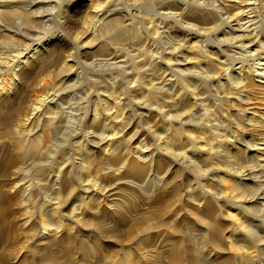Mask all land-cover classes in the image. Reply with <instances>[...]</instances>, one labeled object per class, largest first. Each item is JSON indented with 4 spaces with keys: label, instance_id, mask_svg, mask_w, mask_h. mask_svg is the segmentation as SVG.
<instances>
[{
    "label": "bare ground",
    "instance_id": "bare-ground-1",
    "mask_svg": "<svg viewBox=\"0 0 264 264\" xmlns=\"http://www.w3.org/2000/svg\"><path fill=\"white\" fill-rule=\"evenodd\" d=\"M49 1L28 0L25 8L0 10V19L16 29L31 28L35 25L32 10L39 9L36 14L44 19L47 13L42 9ZM107 1L94 5L80 38L92 36L86 54L99 55L98 63L93 62L96 65L126 68L128 62L112 48L117 45L108 41L125 36L126 31H121L125 27L118 15L111 14L114 8L109 9ZM183 1L189 4L179 0L171 4H180L177 15L187 23L178 31L183 44L165 51L167 55L138 61V71L145 76L140 80L116 85L95 80L93 91L87 87L95 98L87 133L76 132L77 126H62L59 120L54 126L49 121L48 126L49 118L40 115L36 121L42 125L34 126L40 130L17 140L20 152L8 155L1 177L16 173L18 177L24 171L22 166L49 158L54 146L41 150L59 131L73 139L62 146L57 157L61 165L49 171L52 185L39 184L48 194L40 193L39 186L32 189L27 185L23 186L24 196L19 197L18 183L7 184L10 194L7 190L0 194V264H102L106 257L109 264H264V0ZM6 3L0 0V7ZM233 3L240 8L234 14L229 10ZM66 13L68 9L64 16ZM43 37L29 42L26 53L8 58L15 72L10 87L0 93V125L15 117L20 126L30 125L39 111L47 114L54 106L66 109L60 104L64 89L47 96L45 110L41 101L28 113L22 107L26 86L35 75L61 63L58 71L64 78L72 75L67 69L74 61L70 47L65 41L52 44L57 36ZM186 42L196 44H189L190 56L194 55L174 56ZM5 68L1 62L0 87L6 80ZM211 82L215 93L221 94L225 88V101L230 103L224 106V101L216 104L219 100H211L215 112L214 108L207 110L205 102ZM118 92L125 95L119 101ZM159 103L166 116H160L158 130L139 129L129 109L156 118ZM109 106L116 107V112L106 113ZM118 109L122 118L115 121ZM228 109L239 125L229 136L223 133V125L213 121L218 117L223 122ZM10 128L4 127L6 134ZM67 157L73 160L65 161ZM82 161L90 166H82ZM89 168L101 177L117 175L118 183L106 185L105 178H89ZM151 186L156 190L152 197L142 199L138 193ZM31 198L41 202L34 215L22 210L29 243L19 240L16 206L31 203ZM66 208L71 212L64 211ZM107 221L127 225L118 230L117 224L111 225L109 233H118L111 245H105L109 240L101 237Z\"/></svg>",
    "mask_w": 264,
    "mask_h": 264
},
{
    "label": "rangeland",
    "instance_id": "rangeland-1",
    "mask_svg": "<svg viewBox=\"0 0 264 264\" xmlns=\"http://www.w3.org/2000/svg\"><path fill=\"white\" fill-rule=\"evenodd\" d=\"M27 1L28 0L26 1L25 0H8V1L6 0L8 4L6 3L4 6L0 7V10L15 9V8L18 9L21 7L25 8L24 4H26ZM50 1H49V5H47L45 8L42 9L44 12L46 11L47 13L44 19H40L37 16L36 11L39 9L32 10L33 15H31L32 17L31 19L34 21L35 25H33V27L31 28L30 27L29 28L20 27L16 29L13 26H11V24L8 21H4L0 19V63L4 62L6 64V68H5L6 71H4L3 73L6 80L2 82L3 84L0 87V93L6 87L10 85L11 80L12 81L14 80V72H15V70L13 69L14 64L11 63L12 59L9 61V59L12 57L11 55L17 54V53H26L27 52L26 47L31 43V41L42 39L43 36H44L43 38L46 39L49 36L54 35V36H57L59 39L53 40L52 44L54 42L56 43V42L65 41L64 44L65 45L67 44L66 46L68 48L70 47L69 52L72 53L74 57L73 58L74 61L73 62L70 61L71 63L69 62L71 67L70 68L67 67V69L69 73H72V75L70 76L69 79H65L63 76L64 74L58 71V68L59 66L62 65V63L61 65L60 64L57 65V67L54 66L53 68H49L48 70H45V71L43 70L44 72L42 73L40 72L41 74L39 75H35L33 79L26 86V96L22 101L23 102L22 107H25V110L28 113L31 107L35 106L38 101L39 102L41 101L43 104L42 109H44L46 108L45 106L48 104L47 99H46L47 96L51 92H54L59 89H64L66 94L64 95L65 97L63 98L64 101L63 100L60 101V104L61 106L63 105L66 109H59V108H55L54 106V108H52L51 111L47 114L46 113L40 114L39 113L40 111H39L34 116V119H33L34 124L32 122L30 125H26V124L23 125L21 123V126H20L17 117H15L14 121L8 120L6 125H4L5 123L1 124L0 125V173L3 171V165L7 162V160L10 159V156L8 157V155L11 154V156H15L20 152L17 148V140L20 137L21 139H27L29 135L34 136L35 135L34 133L40 130L34 127L40 124L39 121H36L38 120V117L40 115H46L47 118H49L48 122L46 123L48 124V126L52 124L54 126L55 121L59 120L61 121L62 126L72 125L73 127L71 128H76L77 126L78 128L74 130H76V132L78 133L85 134L88 132V129H86V126H88V121H89L88 116H89L90 110L94 106L93 101L95 99V98H92L91 95H89L90 89L87 88L88 86L91 87L92 88L91 91H93L96 86L95 80L101 81L102 83L106 81L114 85L122 81H125V80L126 81H132L133 79H134L133 81L140 80L142 77L144 78L145 76H143V74H141L138 71L139 70L137 66V64L139 63L138 61L142 60L143 58L147 56L150 57L151 55H155V54L156 55L158 54V56L167 55L165 53L169 50H172L171 48L179 47L178 45L184 43L183 41L180 40L182 39V37L178 36L179 35L178 31L184 28L183 25L185 26L187 23L185 22V20L183 21V18L181 20L180 19L181 17H178L180 16L179 14L177 15L180 4H178V6L171 5V4H174L173 0H108L107 3L109 6V9H111V5H112V8H114V11L111 12V14L114 13L113 14L114 16L118 15L117 17H120L122 19L123 21L122 23L125 28H123L121 31L122 32L126 31L125 36L123 35V37H120L114 40L108 39V41L117 45L115 47H112L113 50L120 53L125 58V60L128 62V64L126 68L119 67L117 69H115L114 66H109L110 67L109 68L107 67L108 65H102V64L96 65L93 62L98 63L96 60L99 58V55L86 54L87 50H89L88 49L89 44L92 43L94 40L92 39V36H89V35L84 38H80V33L82 30V25L84 24L86 17L90 15V11L94 8L95 4L96 5L99 4L102 0H50ZM179 1L180 3L189 4V1H186V2L183 0H179ZM233 4L231 5L232 7L230 6V9H229L232 14H234V12L237 13L236 10L240 11L239 4L238 5L237 4L233 5ZM184 6L185 5H183L182 8H184ZM64 9L65 10L68 9V14L67 13L66 14L70 16L69 18L65 17L67 15L64 16V13H65ZM173 14H175L176 16L173 17ZM35 19H37L39 23L37 20L35 21ZM6 28L8 31H6ZM24 32H25V36H23ZM193 41L195 42V40ZM193 41H190V42H193ZM190 42H186L185 46L180 47V50H178V52H176L177 54L174 56H183V57L186 56L187 58H190L191 56H193L194 54H191L190 56L189 47L190 45L194 43H190ZM86 43H87V46H86ZM195 45L196 44H194V46ZM258 61L259 60H256L255 63L258 64ZM10 64H12L13 66H11ZM187 69H190V67H188ZM132 76L133 77L135 76V78H133ZM256 80H260V79L256 78ZM131 85L132 83L127 84V86H131ZM142 85L145 86V84H142ZM208 86H210V92L212 94L211 93L206 94V97L208 99L206 98L205 102L207 105H209V106H206L207 110L212 111L213 108L214 109L212 112H215L216 110V107L212 106L211 100L213 102L219 100V102H215L216 104H220L222 101H224L225 103L224 106L230 105V103L225 101L226 93L224 92V89H225L224 87L222 88L223 90L221 89L222 91L221 94H219V93L214 92L213 82H211V84L209 83ZM117 96L118 97L116 100L119 101V99L125 95L119 94L118 92ZM209 102L211 104H209ZM224 103L222 102L221 104H224ZM160 106L162 105L159 103L158 108L156 109H157V112L160 114L158 117L156 116V118L154 116L146 117V112L144 113L143 110L135 111L133 107H131L129 111L131 112L130 114L133 115V121L137 124V126H139V129H145L147 132L152 133L153 130H156V129L158 130L157 126H159L160 120H163L160 116H166L165 115L166 113L163 112L164 109H160L159 108ZM109 108L111 109L109 110ZM108 110L109 111H105L108 114L113 112V110H115L116 112V107L113 108L109 106ZM117 111H119V109ZM229 111L230 109L227 110L228 112L227 114L226 113L224 114L223 122L221 120L222 123L217 120L218 117L216 118V121L213 120L214 123L219 124L218 126L223 125V128H224L223 133L224 132L225 134L228 133L227 134L228 136L232 135V131H234L232 129H235L234 126H239L237 124V121L233 117L230 116ZM6 114H12V112L9 113L7 111ZM117 116L118 117L114 119L115 121H118L119 119L122 118V111H119ZM123 119L126 120L127 123L129 122L127 118L126 119L123 118ZM49 121L51 122V124ZM224 122H227V123L225 124ZM7 125L11 127L8 134H6L7 130L4 129V127ZM30 126H33V129H31ZM98 132H100V130ZM106 133H108V131ZM132 133L133 131H130V135ZM3 134H6V135L3 136ZM72 140L73 139L71 138L69 133L64 134L63 130L59 131L56 135V138L55 137L51 138V141L48 143L49 145L47 144L41 150V152L43 153L44 150H47L49 147L54 146V149L49 152L48 157L49 156L50 157L47 159L45 158L48 161L42 159L41 157L37 159L38 164L36 165L22 166L21 170H24V171L19 172L21 174L18 177H15L16 175H18L17 173L14 175L11 174L10 175L11 177L8 176L7 178L4 176L3 177L0 176V186H2L0 187V194L2 192H6V190H7L6 193L10 194L11 189L9 188V186H7V184L13 185L14 183H18L19 187L17 186V188L19 189L18 190L19 197L24 196V192L26 189H24L23 186L25 187L28 185V187L32 189L34 188L36 189L37 188L36 186H39V184H42L43 186L44 185L47 186V184L50 185L51 183L49 181V173H50L49 171L51 167L55 168L61 165V164L59 165V163L57 162V157L62 151L61 150L63 148L62 146L66 147L68 144L71 143ZM72 158L67 157L65 161L73 160ZM94 164L97 165V162H95ZM81 165L84 167L90 166L89 163H86L83 161L81 162ZM88 174H89V178L98 179V177H101V175L98 176L99 173L96 174L94 170L90 168H89ZM101 178H105L108 180L106 185H109V184L112 185L113 183L117 182V175H114L113 177H110V178L109 177L106 178L102 175ZM100 179L98 180L100 181ZM38 188L40 190V193L43 192L42 193L43 195L48 194V192H50L48 190H47L48 192H44V190L40 186ZM154 191L156 190H154L151 186L150 188L146 189V191L144 190L140 191L138 195L141 196V198L145 196L144 197L145 199L146 198L150 199L152 197L151 195L154 194ZM87 201H88V198L84 200V202H87ZM40 202H41V199L31 198V203L26 204L22 202L21 204L16 206V212L21 214V215L20 214L18 215L17 213L16 215L17 216L16 220L20 218L19 221L17 222L19 223V225L16 224V229L17 231L20 232L19 240L20 239L27 240L29 243H31L30 235L29 237L26 238L27 233H28L27 228H26L27 226H25L23 224V221H21L22 217H24L23 216L24 212L22 210L28 209L29 211L28 215H34L35 210L39 206ZM89 203L90 204L88 206L93 207L94 204H92L91 202ZM71 208H73V206H71ZM65 210L68 213L71 212L70 208H66L64 209V211ZM90 212L93 213L92 210ZM97 212L99 211L94 210V213L97 214ZM107 223H109V225H106L104 227L101 237L105 240H109V241H106L105 245L107 244V242L111 245L114 243V241H116L114 238L118 237V233H112V234L109 233L110 229H112L111 225L113 226H115V224L118 225V227L116 226L115 230H118L119 227L125 228L127 227V225L123 223L118 224L119 222H115L112 224L111 222L107 221ZM122 230L124 229H121V231ZM113 236H116V237L113 238ZM93 252L94 251H91L90 254L92 255L93 260H95L94 254H92ZM105 260L103 259L101 263L109 264L110 262L109 257H106ZM88 261H91V258H88Z\"/></svg>",
    "mask_w": 264,
    "mask_h": 264
}]
</instances>
